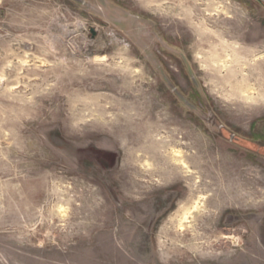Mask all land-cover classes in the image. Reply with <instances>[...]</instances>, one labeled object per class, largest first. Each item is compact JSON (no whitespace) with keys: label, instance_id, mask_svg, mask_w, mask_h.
I'll list each match as a JSON object with an SVG mask.
<instances>
[{"label":"rangeland","instance_id":"rangeland-1","mask_svg":"<svg viewBox=\"0 0 264 264\" xmlns=\"http://www.w3.org/2000/svg\"><path fill=\"white\" fill-rule=\"evenodd\" d=\"M0 12V264H264V0Z\"/></svg>","mask_w":264,"mask_h":264},{"label":"bare ground","instance_id":"bare-ground-1","mask_svg":"<svg viewBox=\"0 0 264 264\" xmlns=\"http://www.w3.org/2000/svg\"><path fill=\"white\" fill-rule=\"evenodd\" d=\"M186 22V21H185ZM183 23V22H182ZM184 24V23H183ZM207 48V47H206ZM233 74V73H232ZM244 86V85H243ZM245 87V86H244ZM239 89V88H238ZM248 89V88H247ZM243 91H244V89H243ZM243 94V93H242ZM244 94H246V93H244ZM249 98V97H248ZM246 99V98H245ZM183 165L184 166H187V164H186V162H183ZM222 177V176H221ZM223 178V177H222ZM241 178V177H240ZM213 179V178H212ZM231 180V179H230ZM199 181V180H198ZM227 181V180H226ZM232 182V181H231ZM236 182H238V181H236ZM225 184V183H224ZM228 184V183H227ZM226 186V185H225ZM229 186V185H228ZM247 186V185H246ZM234 188V187H233ZM221 189V188H220ZM236 190V189H235ZM236 192V191H235ZM225 193V192H224ZM231 198V197H230ZM230 200V199H229ZM225 201V200H224ZM194 210V209H193ZM186 219L188 220V217H186ZM180 229L181 230H184V227H183V225L180 227Z\"/></svg>","mask_w":264,"mask_h":264},{"label":"built area","instance_id":"built-area-1","mask_svg":"<svg viewBox=\"0 0 264 264\" xmlns=\"http://www.w3.org/2000/svg\"><path fill=\"white\" fill-rule=\"evenodd\" d=\"M0 15H1V12H0Z\"/></svg>","mask_w":264,"mask_h":264}]
</instances>
